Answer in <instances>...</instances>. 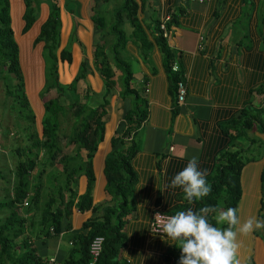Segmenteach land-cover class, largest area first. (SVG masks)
<instances>
[{
	"label": "crops",
	"instance_id": "0c3cea01",
	"mask_svg": "<svg viewBox=\"0 0 264 264\" xmlns=\"http://www.w3.org/2000/svg\"><path fill=\"white\" fill-rule=\"evenodd\" d=\"M113 1L41 0L37 2L36 19L19 41L24 3L23 0H10V19L16 32L13 36L18 45V55L19 46L22 56L29 52L36 57L39 55L43 68L42 43L33 51L32 46L35 45L32 43L48 15L50 2H54L60 22L57 54L60 49L67 48L70 55L68 61L57 62L58 80L63 85L70 84L78 69L83 67V77L76 82V92L82 95L88 91L87 105L96 106L101 101L104 86L96 71L93 50L97 44L106 48L110 38L101 36L91 14L99 13L110 23L114 8L109 3ZM135 1L140 4L139 0ZM179 8L183 12L175 14L176 24L170 26L165 39L185 78L186 94L182 103H177L170 93L162 54L152 37L154 22L166 20ZM136 16L151 47L143 55L135 41L130 39L120 55L131 68V86L135 89L143 86L145 89L147 117L135 135L137 139L134 137L138 150L132 158L138 175L134 189L135 211L127 224L140 228L142 233L139 238L131 236L127 239L122 256L129 264H175L177 259L172 258L171 263H166L163 258L173 243L167 237L148 230L147 216L155 210L166 213L165 210L179 203L176 197L183 194L180 188H166L171 180L166 177L167 170L180 171L195 156L199 167L209 171L214 164V156L221 149L244 147L246 140L226 139L219 123L236 115L244 104L261 101V97L251 90L264 82V0H146L143 9L138 7ZM123 29L126 33L131 30L126 25ZM22 58L18 57L20 69L24 63ZM35 65L31 64V67ZM23 82L27 98L26 85L29 84L25 77ZM108 98L103 139L92 157V203L103 202L106 198L103 159L111 150L110 138L125 127L123 113L129 107L128 99H120L115 88ZM253 134L260 140L255 154L258 158L248 161L241 169V196L237 205L239 207L242 203V219L254 215L264 220V189L261 192L259 180L264 162V133ZM157 155L159 167L156 166ZM84 187L85 177L81 175L77 179V193L80 194ZM89 216V210L81 213L72 209L69 218L62 221L60 234L32 237L37 253L47 257L44 264H51L50 260L58 264L64 258L71 246L67 235L84 232L81 224ZM65 225H68L67 231L63 229ZM255 232H260L261 236ZM239 242L242 264H264V229L240 236Z\"/></svg>",
	"mask_w": 264,
	"mask_h": 264
},
{
	"label": "trees",
	"instance_id": "16d2710c",
	"mask_svg": "<svg viewBox=\"0 0 264 264\" xmlns=\"http://www.w3.org/2000/svg\"><path fill=\"white\" fill-rule=\"evenodd\" d=\"M139 1L138 5L135 0H121L120 5L112 11L110 23H107L99 13L91 14V19L100 29L101 36L107 35L110 38L106 48L97 44L93 50L96 71L101 76L104 86L100 103L93 107L86 104L88 91L82 95L76 92V82L83 77V67L78 69L70 84L63 85L58 80L57 62L68 61L70 55L67 48L60 49L57 54L60 25L58 7L54 2H50L48 15L33 39L34 44L42 43L43 84L39 96L44 98L49 92L54 93L53 96L47 95L41 100L43 111L38 135L34 127V114L24 91L18 45L10 27L9 2L0 0V79L3 81L5 94L18 106L16 120L26 121L19 129L25 144L13 148V154L17 159L11 171V180L8 181L9 188H5V193L0 198V264H44L46 259L37 253L31 242L32 237L60 234L62 221L69 218L72 209L81 213L89 210L90 216L81 224L84 232H70L67 235L71 246L58 264H88L90 261L88 244L95 236L102 237V243L93 264H129L122 256V249L128 238L131 236L139 238L142 233L140 228L132 224L127 226L135 211L134 189L138 182V175L132 165V158L138 150L134 137L146 120L147 110L145 89L143 86L137 89L131 86L132 71L120 52L130 39L135 41L143 55L151 47L136 16L138 7L143 9L146 0ZM23 3L22 34L31 27L37 16L35 0H23ZM178 12L181 13L183 10L176 9L166 20L155 21L152 34L162 54V65L168 74L170 93L175 101L176 82L179 80L183 82L185 94L186 82L180 69L181 65L174 61V54L166 44V36L162 35L163 31L159 26L162 23L166 34L169 33L170 26L176 24L175 14ZM124 23L131 28L129 33L123 29ZM20 56L28 64H37L32 56L26 54L22 56L21 53ZM174 62L176 70L172 71L171 65ZM116 85L118 97L122 100L128 99L129 102V107L123 113L125 127L110 138L111 150L103 159V190L106 198L103 202L92 203L91 189L94 182L92 157L98 143L103 139L108 97ZM66 90L78 94L83 101L72 99L66 104L63 103L62 97ZM251 93L261 97L260 103L253 104L250 101L244 104L236 115L219 123V128L226 139L246 140L242 141L244 147L224 148L214 156V164L207 176L212 191L207 197L189 203L184 199L183 193L176 197L179 203L165 210L166 214L172 215L178 210L190 207L194 210L204 206L236 208L241 196V169L248 161L258 158V155H247L253 149L255 141L260 144V140L253 133H264V82L253 88ZM67 118L70 119V124L68 132L65 133L61 131V124ZM62 140L64 141L61 143ZM67 147L70 150H66ZM55 164L60 165V169L50 172L44 184L41 177L45 171L44 167H53ZM156 166L159 167V155L156 158ZM177 172L173 169L167 170L166 177L171 179ZM81 175L85 177V187L78 194L77 179ZM0 177H3L1 172ZM259 180L260 190L263 192L264 162ZM168 197L166 196V199ZM153 212L147 216L150 232L152 231L149 222ZM259 213L261 215L263 212ZM212 216L213 214H209V220L215 224ZM63 229L67 231L68 225ZM180 254L181 250L172 244L163 258L166 263H171L172 258H175L177 259L175 264H178Z\"/></svg>",
	"mask_w": 264,
	"mask_h": 264
},
{
	"label": "clouds",
	"instance_id": "9594fccd",
	"mask_svg": "<svg viewBox=\"0 0 264 264\" xmlns=\"http://www.w3.org/2000/svg\"><path fill=\"white\" fill-rule=\"evenodd\" d=\"M207 176L208 170L201 169L194 156L173 175L166 188L182 189L184 199L193 203L211 193ZM238 212L235 207H190L172 215L156 213L154 221L157 232L181 250L178 264H242L239 237L264 229V220L254 215L241 219ZM209 214H213L215 224L209 220Z\"/></svg>",
	"mask_w": 264,
	"mask_h": 264
},
{
	"label": "rangeland",
	"instance_id": "374dc122",
	"mask_svg": "<svg viewBox=\"0 0 264 264\" xmlns=\"http://www.w3.org/2000/svg\"><path fill=\"white\" fill-rule=\"evenodd\" d=\"M41 0H35L36 2H39ZM45 2L47 0H44ZM111 1V0H110ZM8 2H10V0H8ZM49 2V0H48ZM121 0H114L113 3L110 2L109 5L112 8L117 7L118 5H120ZM10 15V12H9ZM12 19H10V27L12 29ZM128 26L127 24H124L123 26ZM29 30V29H28ZM27 30V31H28ZM13 34L16 35V32H14V30L12 29ZM30 32V31H29ZM25 35L24 33H20L18 34V38L19 41L20 39L24 38ZM17 37V36H16ZM34 43H32L33 45ZM25 47L26 43L24 44ZM35 46H32V51L36 50V48L39 46H41V42H37L34 44ZM21 53V48L19 46V55L20 56ZM32 56L34 59H36L37 64L35 65L36 67H31V64H28V62L24 60L23 65L21 66V73L23 75V79L25 77V82L28 81V85H26V92H27V101L29 106L31 105L30 108H32L31 110L33 111L34 114V127L37 131V134L40 135V122H39V118L41 117V110L43 108H41V100L45 99L48 96H53L54 93L51 91L49 92L44 98H40L39 96V91L42 87V77H43V68H42V64L40 63V56L37 55V57L33 54H31L29 52V54H26V56ZM115 89L118 90V86H115ZM5 87L3 84V81L0 79V172L1 175L3 177H0V198L3 197L4 193H5V188H9L8 186V181L11 180V171L14 168L15 162H16V155L13 154V148L16 145H24L25 142L23 140V137L21 136V131H19L20 126H24L26 124L25 120H19L17 121L16 119H18L17 117V110L16 108L18 107L16 104V106L13 104L12 99L7 96L5 94ZM72 99H78L79 101H83L78 94H73L71 92H69V90L64 91V95L62 97V102L63 103H67L68 101H71ZM87 104V102H86ZM20 110V109H19ZM22 112V111H20ZM63 122V121H62ZM61 122V123H62ZM19 123V126H18ZM69 124H70V119L67 118L62 124H61V131L63 130L65 133L68 132L69 130ZM135 138L137 139V136H135ZM64 140L61 141V143ZM255 145L252 146L253 149L250 150V152L247 155H255L257 150L259 149L258 147V142L255 141L254 143ZM66 150H70V148L68 149V147L66 148ZM55 169H60V165L55 164V166L53 167H48L45 166L44 167V173L41 175L42 177V181L45 184L46 183V176L50 173L53 172V170ZM240 204L239 203V207L238 205L236 206V208H238L239 212L238 215L240 216ZM241 217V216H240ZM260 220L261 217L258 216ZM242 219V217H241ZM260 231V229H258ZM258 234V236H261L260 232H255ZM47 260V257L45 258ZM248 264H251L250 262H248Z\"/></svg>",
	"mask_w": 264,
	"mask_h": 264
},
{
	"label": "built area",
	"instance_id": "2783aa9c",
	"mask_svg": "<svg viewBox=\"0 0 264 264\" xmlns=\"http://www.w3.org/2000/svg\"><path fill=\"white\" fill-rule=\"evenodd\" d=\"M197 2H205V1H208V0H195ZM160 29H162V35L165 37L166 36V31L164 30V27H163V24L160 23ZM171 70L172 71H175L176 70V65L175 63H173L171 65ZM184 97H185V87H184V84L181 80L177 81L176 82V102L177 103H182L183 100H184ZM156 213H160L162 215H169V214H166V213H163V212H160V211H154L151 215V219H150V222H149V227H150V230L156 234H159V235H162L161 233H158L157 232V225H156V222L154 221L155 219V215ZM101 243H102V237L100 236H95L91 239V241L89 242L88 244V254L90 256V261L88 264H93V262L95 261L99 251H100V248H101ZM51 264H56L53 260H50Z\"/></svg>",
	"mask_w": 264,
	"mask_h": 264
},
{
	"label": "water",
	"instance_id": "95a60500",
	"mask_svg": "<svg viewBox=\"0 0 264 264\" xmlns=\"http://www.w3.org/2000/svg\"><path fill=\"white\" fill-rule=\"evenodd\" d=\"M40 119V118H39ZM39 122H40V120H39Z\"/></svg>",
	"mask_w": 264,
	"mask_h": 264
}]
</instances>
